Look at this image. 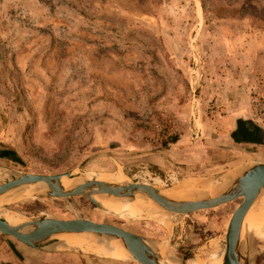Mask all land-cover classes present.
<instances>
[{"label":"rangeland","instance_id":"obj_1","mask_svg":"<svg viewBox=\"0 0 264 264\" xmlns=\"http://www.w3.org/2000/svg\"><path fill=\"white\" fill-rule=\"evenodd\" d=\"M238 1L0 0V184L120 171L165 188L264 163V5L232 13ZM239 202L177 213L170 229L80 195L22 196L0 215L109 223L185 264L224 251ZM243 233L241 262L264 264V229ZM19 250L31 247L0 233V264ZM43 250L53 264H140L68 243Z\"/></svg>","mask_w":264,"mask_h":264},{"label":"water","instance_id":"obj_2","mask_svg":"<svg viewBox=\"0 0 264 264\" xmlns=\"http://www.w3.org/2000/svg\"><path fill=\"white\" fill-rule=\"evenodd\" d=\"M237 173L231 175L223 188L213 195H201L188 200H176L160 194L158 188L146 184H132L123 187L120 182H106L96 178H82L83 183L74 185L69 190L62 187L60 179L62 176L69 177V174L41 175L30 173H18L13 178L0 184V198L10 192L20 189H27L36 182H44L46 190L34 194L47 195L51 197H66L69 195H80L89 198L93 203L98 204L95 195L102 194L114 198H132L136 193L144 194L154 200L164 210L185 215L199 210L213 208L221 204L240 199L238 206L232 212L225 231V249L222 264H241L240 250L235 246L240 232V225L243 215L264 189V163L253 162L242 166ZM235 170V169H234ZM229 172L214 176L211 180H218ZM221 180V179H220ZM218 180V181H220ZM10 200V201H14ZM5 206V204H2ZM1 208V206H0ZM17 225H10L5 219L0 218V233L11 236L21 243L31 247L39 248V243L52 241L56 235H71L83 231H92L98 236L106 235L111 238L120 239L124 247L132 255V259L140 264H160V255H148L143 248L141 236L131 233L118 226L95 222L84 218L56 219L42 218L39 220H24ZM242 264H247L244 258Z\"/></svg>","mask_w":264,"mask_h":264},{"label":"bare ground","instance_id":"obj_3","mask_svg":"<svg viewBox=\"0 0 264 264\" xmlns=\"http://www.w3.org/2000/svg\"><path fill=\"white\" fill-rule=\"evenodd\" d=\"M245 164L247 165L248 163ZM235 170H232L231 172ZM231 172L224 175L220 181L197 178L186 179L177 185L165 186V188L163 186L161 187L156 185L150 186L158 189L160 187V194L167 198L176 200L194 199V197H200L201 195H213L219 192L227 182V179L233 175ZM94 178L111 183L121 180L120 183L123 187H127L128 184L132 185V182L122 178L120 171L116 173H108V171L96 172ZM60 183L63 188L69 190L74 185L83 183V179L62 176ZM44 190H46V184L44 182H36L30 185L28 190L19 188V190L3 195L0 198V204L7 203L8 201L15 199L18 195H27L30 192L42 193ZM94 198L97 200L98 206H102L106 211L111 212L115 216L122 218L121 216L126 215L134 219L151 220L161 224L166 229H170L172 227V217L177 214L164 210L150 197L141 193H136L132 198H114L102 194L95 195ZM15 215L10 212H6L1 214L0 218L5 219L10 225H17L25 222L20 219V217H16ZM251 228L264 229V189H262L258 197L254 200L252 205L242 217L239 236L235 243V246L238 250H240V254L249 242L248 236L246 237L243 232L250 230ZM258 235L260 236L264 234ZM56 237L61 240V246L68 243L72 247L81 251L93 252L101 258H112L122 261L132 260L130 252L124 247L122 241L117 238H111L106 235L98 236L92 231H83L71 235L60 234L56 235ZM39 245V248H48L49 250H57L61 247L60 245H54L50 240L39 243ZM142 245L148 255L154 256L158 253L161 256L160 264H174L164 257V254L166 253V242H160L156 247L149 240L143 241ZM223 255L224 251H218L216 245H213V252L209 259L201 261L203 258L201 260L197 258H189L185 261V264H222Z\"/></svg>","mask_w":264,"mask_h":264},{"label":"crops","instance_id":"obj_4","mask_svg":"<svg viewBox=\"0 0 264 264\" xmlns=\"http://www.w3.org/2000/svg\"><path fill=\"white\" fill-rule=\"evenodd\" d=\"M51 254L49 251L41 248H31V250H19L18 253L13 252L7 260H3L1 264H53L51 262ZM53 259V258H52ZM109 261V260H108ZM111 261V260H110ZM112 263V261L110 262ZM85 264H94L90 259Z\"/></svg>","mask_w":264,"mask_h":264},{"label":"trees","instance_id":"obj_5","mask_svg":"<svg viewBox=\"0 0 264 264\" xmlns=\"http://www.w3.org/2000/svg\"><path fill=\"white\" fill-rule=\"evenodd\" d=\"M235 3V2H234ZM255 3V5H254ZM235 5H237L234 8H231L232 13H235V11H241L243 14L249 13L246 11H256L258 6L264 5V0H239ZM202 7L204 8V5L202 4ZM251 9V10H249ZM226 12L230 11L229 9H224ZM213 13V11H211ZM233 15V14H232Z\"/></svg>","mask_w":264,"mask_h":264}]
</instances>
